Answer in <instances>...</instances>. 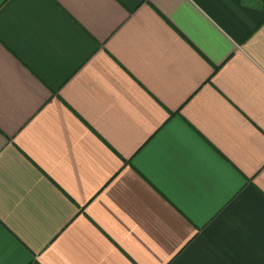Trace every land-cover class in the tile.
<instances>
[{
    "label": "crops",
    "instance_id": "obj_1",
    "mask_svg": "<svg viewBox=\"0 0 264 264\" xmlns=\"http://www.w3.org/2000/svg\"><path fill=\"white\" fill-rule=\"evenodd\" d=\"M0 264H264V0H0Z\"/></svg>",
    "mask_w": 264,
    "mask_h": 264
}]
</instances>
